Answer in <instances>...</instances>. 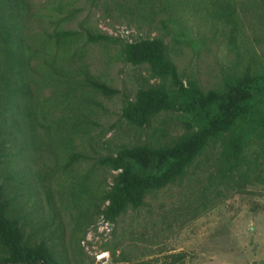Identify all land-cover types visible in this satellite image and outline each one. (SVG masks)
Here are the masks:
<instances>
[{
    "label": "trees",
    "instance_id": "1",
    "mask_svg": "<svg viewBox=\"0 0 264 264\" xmlns=\"http://www.w3.org/2000/svg\"><path fill=\"white\" fill-rule=\"evenodd\" d=\"M63 1H54L48 9L65 12L66 4L72 2ZM182 4L202 11L214 25L220 23L216 32L227 37L228 48L236 53V62L207 89L195 73L179 70L164 36L130 41L89 29L63 28L62 23L78 15L79 7L64 16L55 14L54 20L50 16L51 29L44 26L29 36L25 32L29 0H0V166L5 169L0 171V264H74L64 256L67 225L63 217L69 212L71 244L81 233L75 241L79 256L81 242L98 217L117 224L129 210L143 207L149 195L188 176L196 175L201 189L215 188L216 195H225L224 189L242 192L264 183V61L249 54L252 46L245 41L244 29L250 16L264 18V0H115L113 8L108 2L104 6L111 15L117 10L119 18L158 22L175 44L189 43L199 49L206 38L192 39L181 26L178 10ZM102 41L120 43L117 58L148 70L134 97L91 73L83 58L86 46ZM47 87H51L50 94L41 95ZM96 92L108 97L123 95L120 120L130 128L151 127L164 113L161 124L169 123L175 114L174 124L183 131L169 136L161 126L155 130V140L115 145L110 152L99 153L100 141L92 125L97 115L94 106L100 102L89 98ZM63 124L67 126L62 128ZM38 126L43 131L38 132ZM53 134L56 146L68 153L63 162L50 147ZM87 142L97 153L96 162L72 176L73 166L90 157L80 149ZM101 142L105 148L111 140ZM14 144L18 146L11 152ZM41 145L54 155V166L46 171L28 164L35 161L34 151ZM101 168L109 172L111 182L100 179ZM62 174L80 176L77 190L71 194L59 188L54 191L58 184L52 181L58 176L62 179ZM103 248L112 250V264H186L184 252L163 260H138L124 253L116 256L117 244L106 242Z\"/></svg>",
    "mask_w": 264,
    "mask_h": 264
},
{
    "label": "rangeland",
    "instance_id": "2",
    "mask_svg": "<svg viewBox=\"0 0 264 264\" xmlns=\"http://www.w3.org/2000/svg\"><path fill=\"white\" fill-rule=\"evenodd\" d=\"M54 1L56 2L29 0L31 13L25 21L26 34L31 36L39 33L43 31L44 26L51 29L53 24L50 21L55 19V14L64 16L65 12L79 7L81 10L78 15L62 23L63 28L89 29L93 33H108L130 41L146 36H164L166 42L172 46V59L179 70L187 75L195 73L206 89L214 86L222 71L237 60L236 53L227 46V37L220 31L216 32L221 24L214 25L202 11H195L192 5L182 4L178 16L181 26L187 28L190 38L195 40L206 38L199 49L189 43L175 44L171 40V35H166V30L162 29L158 22L148 24L131 17L119 18L117 10H112L111 15L104 4L108 2L113 8L115 0H70L72 3L66 4L65 12L60 13L48 9ZM94 1H97V4ZM63 2L66 3L68 0ZM48 12L53 14H44ZM160 16L162 13L158 19ZM244 25L245 41L252 46L249 54H257L258 59L264 61V18L261 15L250 16L244 21ZM85 40L86 37L83 41ZM30 41L32 42L31 39ZM119 48L120 43L90 42L86 46V55L83 58L98 81L122 92H128L134 97L137 88L143 85L141 77H147L149 72L145 67L133 66L117 58ZM50 92L51 87H47L41 95L48 96ZM95 95L92 94L89 98L100 102V106H94L97 115L93 117L96 124L92 125V132L98 135L100 141L99 153H108L109 148H114L115 145H133L155 140L158 136L155 130L161 126L168 130L169 136L183 131L181 125L174 124L175 114L169 123L161 124L160 120L166 116L164 113L153 121L151 127L130 128L125 121L120 120L122 94L108 97L96 92ZM66 126L67 124L61 125L62 128ZM37 131L41 132L43 129L38 126ZM100 132L103 133L102 136H99ZM52 138L53 143L50 147L54 148L58 157H62L63 162L65 160L63 157L68 153L62 147L56 146L57 137L54 134ZM101 139L111 140V143L103 148ZM17 146L14 144L11 152H14ZM85 146L80 149H85L90 157L73 166L75 174L72 176L87 171L96 162L97 153L94 152V148H91L88 142ZM47 148L46 145H41L40 150L34 151L35 161H28L32 168L46 171L49 166H54V155L48 152ZM25 154L29 155L27 152ZM4 170L0 166V171ZM44 174L47 175L45 172ZM62 175V179L58 176L57 180L52 181V185L58 184L54 191L59 188L63 189L62 192L65 190L71 194L77 190L80 176ZM99 177L111 182V175L104 168L99 170ZM2 178L0 176V180ZM195 180L196 175L195 178L191 175L181 182L154 192L146 198L143 207L139 210H129L119 218L117 224H107L102 217H98L81 242L82 250L80 249L79 256L77 254L79 248L75 241L81 233L74 236L75 240L71 244L73 226L70 221L71 212H65L63 220L67 225L65 233L67 253L64 256L69 257L74 264L77 262L112 264L114 257L112 250L103 248V244L107 242L110 246L118 245L115 249L116 256L124 253L127 257L138 260L154 257L163 260L172 253L184 252L186 264H264V183L249 186L248 191L224 189L225 195H216L215 188L205 192L201 189L202 184ZM208 198L210 199L207 200ZM55 199L58 206L60 203L58 193L55 194ZM31 204L29 201L28 206ZM41 206H46L45 201L41 202ZM61 242L59 240V250Z\"/></svg>",
    "mask_w": 264,
    "mask_h": 264
},
{
    "label": "clouds",
    "instance_id": "3",
    "mask_svg": "<svg viewBox=\"0 0 264 264\" xmlns=\"http://www.w3.org/2000/svg\"><path fill=\"white\" fill-rule=\"evenodd\" d=\"M103 219V218H102ZM103 221L105 222V223H107V224H110L108 221H105L104 219H103Z\"/></svg>",
    "mask_w": 264,
    "mask_h": 264
}]
</instances>
